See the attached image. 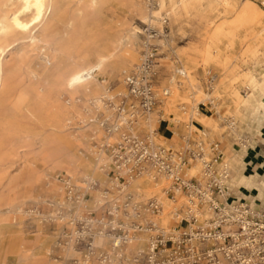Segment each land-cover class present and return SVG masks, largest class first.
Segmentation results:
<instances>
[{
	"label": "rangeland",
	"instance_id": "1",
	"mask_svg": "<svg viewBox=\"0 0 264 264\" xmlns=\"http://www.w3.org/2000/svg\"><path fill=\"white\" fill-rule=\"evenodd\" d=\"M227 1L228 9L235 6L239 11L251 4L264 12V0ZM54 6L63 10L61 19L50 17L31 34L10 29L5 37L1 36V43L10 49L0 57L5 80L0 88V123H4L1 136L5 143L0 151V264L83 262L86 252L75 247L70 239L75 230L72 224L85 218L87 212H104L109 207L105 205L104 192L109 188L110 174L102 165L109 167L110 162L96 153V146L104 143L105 135L96 123L100 114L94 109L100 106L99 101L110 88L113 95L126 93L124 77L139 63L148 31L160 34L154 40L160 62L158 93L172 87L178 96L172 112H162L163 118L161 107L170 96L157 109L153 127L146 120V132L158 129L160 141L176 147L180 137L188 134L186 124L191 127L192 141L204 140L210 144L220 141L224 145L232 140L238 146H249L264 122V13L261 20L238 31L232 49L225 55L236 81L226 84L223 97L218 99L215 94L204 101L200 94H212L223 72L214 62L206 65L195 50L203 47L205 39L217 27L233 21L234 13L225 14L224 0H218L214 9L206 5L196 8L192 4L190 10L176 11V15L169 3L161 8L159 0H54ZM19 8L20 4L12 0H0V20ZM155 13L160 14L159 19ZM154 20H163L162 25L152 23ZM46 25L50 30L44 35ZM72 25L74 37L68 42L66 36ZM132 40L135 55L127 71L118 73L112 67H105L94 73L89 92L82 91L75 100L68 92L60 93L59 105L66 115L59 128H48L50 118L39 109L34 93L36 87L53 85V80H48L44 73L54 69L60 58L93 66L99 49L107 42H114L119 47L118 54L129 57ZM45 54L48 59H44ZM179 70H185L187 77L180 75ZM249 77L256 83L251 84ZM231 90H236L244 103L237 106L227 95ZM20 96L25 97L26 104L14 115L12 107ZM57 137L67 143L65 148L53 143ZM45 150L52 155L51 161L44 159ZM240 159L231 161L234 168ZM238 174L236 181L233 178L236 189L240 185L250 190L258 188V196L244 193L257 205H264V179L257 185L253 176ZM64 178H70L76 190L87 188L89 182L99 186L90 197L75 202L69 200ZM153 183L154 191L148 197L137 198L129 187L126 192L133 195V201L141 208L143 221L158 220L165 226L176 205L163 195L169 185L166 179L154 178ZM155 197L163 200L159 218L145 210L147 201ZM165 203L173 208L169 209ZM182 204L181 199L177 206ZM164 211L169 213L163 217ZM140 239H144L142 247ZM147 242L146 234H137L127 246V256L145 250ZM95 245L101 248L95 258L100 252L112 253L108 236L96 237Z\"/></svg>",
	"mask_w": 264,
	"mask_h": 264
},
{
	"label": "built area",
	"instance_id": "2",
	"mask_svg": "<svg viewBox=\"0 0 264 264\" xmlns=\"http://www.w3.org/2000/svg\"><path fill=\"white\" fill-rule=\"evenodd\" d=\"M159 35L148 31L139 63L124 77L126 93L113 95L110 88L94 109L105 135L96 153L110 162V169L102 165L110 174L104 192L109 207L87 212L72 224L70 239L86 252L83 262L74 264H264V205L240 195L219 155L220 145L192 141L186 124L188 134L180 137L176 147L164 145L158 129L145 131L149 115L170 96L167 88L158 93L160 62L154 40ZM144 174L169 183L163 195L176 207L165 226L143 221L141 208L126 192ZM62 182L69 200L75 202L87 199L99 186L89 182L87 188L76 190L70 178ZM181 199L182 206H177ZM145 210L160 215L162 198L149 199ZM140 233L148 237L146 249L127 256V246ZM100 235L110 237L112 253L100 252L95 258L101 250L95 245Z\"/></svg>",
	"mask_w": 264,
	"mask_h": 264
},
{
	"label": "bare ground",
	"instance_id": "3",
	"mask_svg": "<svg viewBox=\"0 0 264 264\" xmlns=\"http://www.w3.org/2000/svg\"><path fill=\"white\" fill-rule=\"evenodd\" d=\"M20 4V8L10 13L5 19L0 20V57H4L10 49V46H4L1 43V36H6L7 32L11 29L21 34H31L43 23L44 25L50 17L55 19H61L63 17V10H56L54 6V0H12ZM96 2V0H92ZM218 0H159L161 8H163L166 3H169L172 7V13L177 14L179 12H187L190 10L191 5L194 4L195 7H200L206 5L209 9H214ZM255 2V1H254ZM225 14L234 13L235 17L232 22L225 23L216 28L213 34L209 35L205 39L203 47L196 49L195 51L201 56L202 61L208 65L211 62L218 64L222 69V79L214 87L212 94H200V97L204 96L205 100H210L212 96L216 94V98H221L224 96L223 88L226 84L231 81H236V75L234 70L229 66V59L225 57L226 53L232 49L235 39L237 38L238 31L250 24H255L258 20L263 17V11L251 4H246L239 11L235 10V6L228 9L230 6L227 0H224ZM240 9V8H239ZM156 19L160 18L159 13L154 14ZM163 20H154L152 23L161 24ZM162 25V24H161ZM58 29V28H57ZM49 26L46 25L43 28V34L47 35L49 33ZM75 30L73 25L71 30L67 32L66 40L72 41L74 37ZM164 33V32H163ZM264 33V29H263ZM261 34V33H260ZM4 36V37H5ZM35 37L33 38V43H35ZM130 56L127 57L123 54H118L119 47L114 42L105 43L97 53V62L95 65L86 67L83 64L75 62H67L66 60L60 58V63L54 67V69L46 71L44 73L48 80H53V85L50 84L46 88L36 87L34 93L36 94V100L39 105V109L43 110L50 118V122L47 124L48 128H59L62 119L66 115V111H62L59 105V94L62 92H68L73 100L81 96L82 91L89 92V85L91 81L95 78L94 73L100 72L105 67H112L118 73L126 72L130 67V63L134 59L135 48L134 41H130ZM48 54H45L44 59H48ZM134 68V67H133ZM178 73L182 76L187 77V72L185 70H179ZM248 77V75H246ZM251 84H255L256 81L253 77L248 78ZM174 78L171 81L173 84ZM5 85L3 67L0 70V88ZM169 91L170 99L164 103L161 107V112L167 111L172 112L173 102L176 98V90L172 87L167 88ZM3 91V90H2ZM99 91H103V88ZM98 91V92H99ZM229 95L235 102L237 106L244 103L242 97L236 90H231ZM251 97V96H250ZM26 99L24 96L17 98L13 104V114L20 113L26 104ZM102 103V101H99ZM196 106V105H195ZM197 110V106L195 107ZM157 113H152L147 119L150 128L153 127L156 122L155 116ZM195 115V114H194ZM4 123H0V151L4 147L5 143L3 137L1 136ZM56 146L65 148L67 143L64 139L57 137L53 140ZM45 160L51 161L52 155L45 150ZM154 176L151 174H144L142 177L134 180L129 186L130 191L134 192L137 198L148 197L154 191ZM243 186V185H242ZM165 206H172L164 204ZM169 212L164 211L163 217ZM160 215L153 216L159 218ZM167 221V219H165ZM159 223L158 220H154ZM139 246L142 247L144 239H140ZM134 246V245H133Z\"/></svg>",
	"mask_w": 264,
	"mask_h": 264
},
{
	"label": "crops",
	"instance_id": "4",
	"mask_svg": "<svg viewBox=\"0 0 264 264\" xmlns=\"http://www.w3.org/2000/svg\"><path fill=\"white\" fill-rule=\"evenodd\" d=\"M168 131H170L168 129ZM171 132V131H170ZM257 136L251 140L249 146H238L234 141L227 140L223 145L220 141L216 142L220 145V156L224 163H226L230 170L231 175L236 181L238 179V172H240L245 177H252L253 181L260 185L261 181L264 179V122L257 132ZM246 147V149H245ZM241 157V159H240ZM240 159L237 162L236 168L231 164L232 160ZM240 195L247 197L245 191L255 196H258V188L252 190L240 185L239 187ZM260 202H263L257 199Z\"/></svg>",
	"mask_w": 264,
	"mask_h": 264
}]
</instances>
